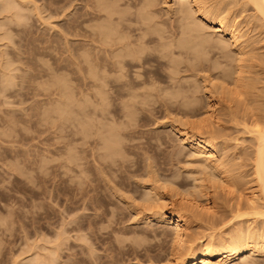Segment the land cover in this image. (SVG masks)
<instances>
[{
  "label": "bare ground",
  "instance_id": "bare-ground-1",
  "mask_svg": "<svg viewBox=\"0 0 264 264\" xmlns=\"http://www.w3.org/2000/svg\"><path fill=\"white\" fill-rule=\"evenodd\" d=\"M28 1L26 0L27 3H28ZM51 1L56 4L61 0H50V2ZM71 1L72 0H69V3H71ZM80 1H84L86 3V7H89V8L85 9V7H83L84 10H81L78 13L75 12V14L72 17H70L68 25H66L68 35L75 37V39L73 38L71 40H69V39L65 40V42H67L66 45L68 46L67 47L68 53H67V56L64 59V61L66 64L67 71L70 74L68 77V80L71 78V80H69L70 82H72V80H73V82H75L74 80H76L77 82H80V84H83V87H85V88H83L81 86L82 90L85 89L86 92L88 90H90V91H88L89 92L88 96L92 95L93 98L91 96H90L91 98L90 97L89 98L96 100L98 103H100V104H97V102H96L94 104V105L97 104L96 105L97 109H98V106L100 105V107H101V105H103L105 100H107L109 97L113 101L114 97L112 98L111 95L112 96L116 95L118 98H120L119 100H121V101H118V102H120L119 104L123 108L122 109L121 107H119V109L123 110V112L120 111L123 113V115H121V116L124 118L126 116H129L128 117L129 120L127 119L126 121L130 122L132 118L133 119L135 118V120H136V117H137L136 115H138V113H139L138 112L136 114V112H137L136 109L137 110L142 109L143 110L142 112L147 111V113H149L148 111L150 110V113H151V110L154 107L155 108L157 107L154 105H157L159 103L158 99L161 97V95H163L164 97L159 99L160 101L163 99L161 102L162 105L160 103H159V105L162 107L164 105L163 108H165L166 106L171 107L174 103H176L180 98L179 94L180 95L184 94V96L181 97L182 102L184 101V99L186 100V98H190L189 101L194 102V104H189L187 101L188 105H186L187 103H186V101H184L183 103H186L185 105L187 107H185L184 109L182 108L183 110H180L181 109L180 107H184L185 105L184 106L181 105L182 104L181 101H178V103H181V104H179L180 107H178V105H177L178 109L180 108L179 111L183 112L189 106V108L192 107V110H191V108L187 109L189 111L191 110L190 113H192V111H194L195 113L199 112V114H197L198 116L201 113V116L203 114L206 117L205 118L204 116H202V117H204L202 119L200 116V118H201L200 121L196 120V123H192V125L189 124L191 129H190V127L181 128V127H178L176 125H171L169 129L171 130V128H172V129L176 130L178 135H179V138H180L179 140L182 141L181 143L187 144L192 149L191 150L193 153L192 157L196 156L198 158V162H196L199 165L198 171L201 172L202 174H204V176L212 182L213 187L215 186V188H217V189H218V187L221 188V190L224 192L223 196L226 195L225 196L226 200L229 198V201H232V203L225 204V205H227L225 207L227 209L223 208V210L224 209L225 210L223 212H220V211H218V209L216 207H214V204H212V203H215V199H216V198L214 199V197H216L215 195L212 196L210 193H208L211 195L208 197V195L206 194L208 197L207 199L210 201V203H208V200H206L207 202L203 203L202 201L199 200L200 197L197 198L194 196V193H193L194 190L191 192L190 191L191 189H190L189 191L187 190L188 191L187 192L186 189H188V188H186V189L183 188V190H182L183 186L182 187L180 186V187H181V190L183 191V193H185V195L182 194L183 196H181V198H179L180 200L178 202H175L173 199L167 200V198L165 196H162L159 194V192L155 191L156 188L154 186H151V188L147 189V191L144 192L143 194H141L142 193L141 192L140 197H142V199L140 198V202H138L139 204L137 205L140 208V210L137 207L138 210L135 209L136 213L134 212L137 216L140 215L139 219L141 218V220L148 221V223H149V221H154L156 223L162 222L163 224H169V225L171 224L173 227V229L169 230L171 228L170 226H167V228H168L167 229L165 226L163 227V224H161L162 225L161 227L158 226V227H160V229L162 228L161 230H159V228L157 229V226H155L156 228L151 227V229H150L155 233L154 235L157 236V237H154L157 240L160 236H163L164 237L163 241H165V238H167L166 241L169 240V242H170V245H169L170 247L169 248L166 247V248L170 249V250H168L169 253H167V255H166V253L164 252L165 257L167 258L165 260L169 261L171 264H264V259H259L260 257L256 258L257 256H264V42L262 43V45L260 43V46H258L259 45L258 42H261V40L264 39V0H175L176 12L178 13V15L181 16V18H178L179 20L181 19L180 20L181 22L179 23V21H178L179 26H178V24L176 26H178V27L182 26V29H181L182 31L180 33H183V36H182V34L180 35V37L182 36L181 38L178 37V35H177L178 38L177 37L176 38L178 40H176V41L173 40V39H175L174 36H176V32L174 33L175 35L174 34L172 35V32H174L173 30L176 29L175 26H174L175 28L172 27L173 24H171V27L173 29L171 28V30H169V31H168L169 28L167 29L168 26L165 27L167 30L165 28L163 29V26L162 27L160 26L161 29H159L160 28V27H158L159 25H157L158 28L156 27V24L158 22L159 23L163 22L162 20L159 21L160 20V17L158 16V14L160 12V11H158L159 9L156 10V8H157L156 6L159 3L158 0H137V2L134 0H133V2H128V0H127L126 2L128 3V5H130L131 7H135V9H136L133 12H131L132 10L129 11L127 8H126L127 10L125 8H122V5L125 6V4H127V3H125V2L121 3L120 0H80ZM164 1L166 3L167 0H164ZM210 1L211 2L213 1V3L207 4ZM19 3H20V1H18V0H2L1 1V4H2L4 10H6V11L11 10L12 12L15 11L16 15H18L19 14L18 12H20L17 10ZM71 5H72V3H71ZM36 6H38V5H36ZM84 6H85V4H84ZM38 7H34V8L37 9ZM64 8L62 6V9H64ZM249 9H251V13H249L250 12L249 11L248 12L249 14H247V15L245 14L246 18L243 16L245 18V20H244V18L242 21L239 20V17L241 15H243L244 12L247 13L246 11ZM79 10H77V11H79ZM157 11H158V14L156 15ZM20 13H22V12H20ZM10 14H13V13H10ZM39 14L37 13L38 16H39ZM196 14L199 15V20H197L198 17H196ZM4 15H6V14H4ZM22 15H23V13H22ZM156 16H157L158 22L156 20ZM180 16H178V17H180ZM43 17H42V19H43ZM11 18L12 17H10L8 19H11ZM23 18H22V20H23ZM22 20L20 19V22ZM15 21H16V19H15ZM201 21H203L205 24H208L209 26L214 28V30L212 32L213 34L210 33V34H212V36L208 32H205V31H207L206 29H207L208 25H204L203 22H201ZM20 22H19V24H20ZM132 22H134L135 24ZM162 24H164V22ZM244 26H247V27H244ZM243 28L244 29L247 28V29L244 31ZM162 29H163L164 33H165V31L166 32L172 31L171 35H172L173 39H172V41L170 40L171 49L168 48L171 51H169L167 48L166 49L169 52H172V51H174V48H177L178 50H177V52H175V53H177V55L181 54L183 56V58L187 59V56L184 57V55H183L184 53H186L188 55V59L190 60V62L188 61L189 65H186V64H188V63H186L185 64L186 68H183L184 70H180L182 68L181 67L182 63H180V62H182L184 59L182 58L183 59L182 60L181 56L178 55L180 58H178L177 60L181 59V61L179 63L177 62V65H176V63L174 62L175 56L172 55L173 52L169 54L168 51H166V52H168V53H166L163 50L161 53H163V54L165 53V54H169V55L164 54L165 56H163V54H161L162 56L161 57L159 56V57L162 58V57L168 56L167 57V60H168L170 58V55H171L172 57L170 59H171V61H173L172 67L174 69H172V67L170 68L173 71L170 70V72H169V69H168L167 72L169 75L165 72L167 76H170V77H168V79L172 78V80L173 79L175 80L176 78H178L177 74H178L179 70L181 73L185 72V75H186V73L189 71L190 68H191V70L192 69L194 70V68L196 66H198L199 64H200L199 67L201 69H202V67L204 68V66L201 67V65H203V64L207 65L208 63L207 62L204 63V62L206 60H208V56L210 57L211 63L208 61L209 65L207 68L210 69L211 73L209 71L206 72V73L209 72L210 73L209 75L204 73V75H206V76H204V75L201 76L199 72L192 73V75H195V73H196V75L193 77H196L198 75L197 73H199V75L202 77L201 78L202 80L197 79L199 81H197V80L196 81L199 82L200 85L203 84V86H201L202 88L204 87L205 90L208 89V91H206V92H208L207 97H205V93H204L205 98L202 96L203 95L202 93L200 94V92H199L200 91L199 88H201L200 85H198V86L192 85V88H191V86H189L190 89L191 90L193 89L194 92L196 89H199V91L197 90L195 92L196 94H197V92H199L200 96H198V98L199 97L201 98V96H202V98L208 99L207 102H205L203 99V101H204L203 104L206 103L205 105H203V104L200 105L199 102H201L200 100L202 98L201 99L196 98L198 94L196 95L193 92L194 95H192V96H194V97L196 96V97L195 98L190 97L192 94V91L189 88H185L186 86L188 87L187 84H188V82H190L189 78L191 76L188 78L187 84L185 83L186 86L184 85L183 82H182V84L184 85V87L181 86L182 88H184L183 91H186L185 89H189V91L191 92V93L188 91L185 92V93H187L186 97H185V93L183 91L180 92V85L181 84L178 83V80L180 79L179 82H181V78L175 80L177 83V86L179 84V89H178V87L177 88L175 87V90L176 91L179 90V92L178 91L173 92L172 87L170 90L169 89L170 87L168 84L167 85L169 88L167 87L166 83L164 84L161 81H157L159 83H163V85H166V87L169 89L168 90L164 87L166 89V91H164V88L163 89L161 88V84L159 85V83H157L155 81L157 83V85H155V82L151 80V76L149 75L150 74L149 72L150 71L152 72V63H153L152 59L154 58V57L152 58V55H153L152 53L153 52L155 53V51H154L155 47H156V51H157V48H159V46L158 47L155 46L153 48L152 53H151V50L149 51L147 49V47L152 49L153 46L150 47L151 46L150 42H152L154 40V36H156L155 34L158 33L157 35L158 36L160 35L159 38L160 39L162 38V36L164 35V33L162 32ZM160 31L162 32V36L160 34L161 33ZM7 33H9V32H7ZM67 33H66V36L69 37L67 35ZM205 33H207L208 35H206ZM178 34H179V32H178ZM254 35H257L259 37V40L253 39V37L254 38L257 37V36L255 37ZM5 36H7V35H5ZM169 37L171 38V36H169ZM159 38H158V40H159ZM241 38H243V39H241ZM166 39H169L168 36H166ZM157 41L154 40L152 43H154V42L157 43ZM162 42H164V44H166L169 41H166V43H165V40H163ZM158 43H159V41H158ZM146 45H149V46H146ZM54 46H55V44L52 46V49H54L53 48ZM59 48H58V50H59ZM261 48H263V51ZM259 49H261V50H259ZM56 52H57V50H56ZM59 52L61 53L62 51L59 50ZM157 53H159V52L157 51L155 54H157ZM189 54H193V57H192V55L190 56ZM189 56L194 59L196 65L191 64V61L193 63V60L190 59ZM195 57L197 60H195ZM7 59H5V61ZM61 61L62 60H60L58 62L60 63ZM7 62H8V60L4 63L6 64ZM169 62L170 61L168 60L167 65L171 66L172 64H169ZM4 63H2V64H4ZM9 63L6 64L7 65L6 67L9 68V70H6L4 68H3V71L5 70L4 72L1 70L3 73L2 75L4 76V77H2L4 79L1 78L3 81L1 83H3L4 89L8 88L9 86L11 87V85L13 87V84L15 83V81H14L15 76L13 75L15 72L14 73L12 72L13 68H11V65ZM174 63H175V65H174ZM65 64H64V66H65ZM190 64L192 65V67L190 66ZM12 66H13V64H12ZM150 66H151V68H150ZM176 66H177V68H180V69L177 71H174ZM2 67H5V65ZM201 69H199V71ZM154 72H155V70H154ZM202 72H204V70H202ZM175 74L177 75V77L175 76ZM151 75H153V74L151 73ZM156 75H157V73H156ZM189 75H190V73H189ZM199 75H198V77H199ZM153 76H152V79L155 80V78H153ZM167 76L164 77V75H163L164 78H167ZM158 78H159V80H161L160 77H158ZM207 78H209V79H207ZM182 79H183L182 81H185V82L187 80L184 77ZM174 80H173V83L175 82ZM206 80H208V81H206ZM55 81H57V80H55ZM196 81H195V84L197 83ZM200 81L203 83H201ZM73 82H72V84H73ZM77 82H75V83L77 84ZM171 82L172 81H170V83ZM193 82H194V80H193ZM173 83H171V84H173ZM261 83H262V85H261ZM65 84H66V82H65ZM65 84L63 83L64 87H65ZM158 85H159V87H158ZM72 86L74 87V85H72ZM175 86H176V84H175ZM193 86H194V88L195 87L196 88L194 89ZM67 87H68V85H67ZM1 88H2V86H1ZM111 88H113V89H111ZM141 88H143V90H140ZM202 88H201V90H202ZM65 89L63 91H65ZM93 89H96V90L93 91ZM110 89L113 91V93L111 92ZM58 90H59V88H58ZM68 90L69 89H67L66 92ZM173 90H174V87H173ZM161 91L165 92V95H164V93L162 94ZM168 91H172V92H168ZM66 92H64V93H66ZM72 92L77 93L75 91H72ZM86 92H84V93L87 95ZM166 92L169 95L171 94V96L170 97L167 96L168 97L167 98ZM56 93L57 92H55V94ZM60 93H57L58 96L55 95V96H57L56 98L58 100L60 99V101L62 100V98H64L63 100L67 99V97L72 98L71 93H70L71 97L69 96V94L64 95L62 90ZM74 93H73L74 96L77 94H80L79 91L77 94H74ZM160 93H161V95H160ZM188 93H190V96ZM85 94H84V96H85ZM53 95H54V93H53ZM62 95H64V96H62ZM81 95H80V99H81V97H82V99H85ZM65 96H66V98H65ZM116 96L114 99H116ZM153 96L157 97V101H158L157 104H156L157 101L154 100L156 98H154ZM176 96L178 98V100L176 99L177 101L175 99H173L174 97L176 98ZM187 96H189V97H187ZM150 97L153 98L152 102H151L152 104H150V99H149ZM110 98L107 100L108 102L106 101L104 103L108 107H109V105L107 103H110L109 102V101H111ZM164 98H167V99L170 98V99H173L172 101L175 100L176 102L174 101L173 103H171V100L165 99L166 100L165 101ZM55 99L53 100L52 103H54ZM80 99L78 98V100H80ZM195 100H198V101H195ZM77 101H74V102L77 103ZM168 101H170V102H168ZM80 102H82V100ZM80 102L77 103V106L81 108V109H79V108L76 109L78 111L82 110V107L79 106V105H81ZM138 102H140L138 105L146 103L147 106H146V104L137 106ZM52 103L50 106H52ZM71 103L68 104V102L67 103L60 102L61 105H58L59 104V101H58L57 106L54 105V109L49 110V115H51L50 112H52L53 110L54 111L56 110L57 112H59L57 114V112L55 111V113L57 115H62L63 113H67L68 114V115L66 114L68 116L67 119H71L74 112H75L74 113L75 116H73V117H75V118H76V115L78 116V114H80L82 112H83L82 114L85 116V114H86L85 112H87L90 114H86V115L88 117L92 116L91 117V119H92L94 114L95 115L97 114V116L98 115L100 116V114L97 113V111L102 110L101 108H104V110H102V112H101L102 115L105 114L104 111L105 110L107 111V108H108L107 106H103L101 108L99 107L100 109L99 110L95 109V112L93 111L94 112L93 113V112H89V111H91V109H93L95 106L89 110L86 107H87V105H88V107L91 106L92 105L91 102L88 104L86 102H84V104L82 103L83 106L85 105L83 108L84 110H82V112H78L76 110L73 111L74 107L70 106V105H72ZM153 103H155V104H153ZM168 103H170L171 106ZM173 106H175V107L173 110L172 109L171 110L174 112L175 108H176V104ZM173 106H172V108H173ZM162 107L159 108V106H158L154 110H157L158 108L161 109ZM71 108H73V109H71ZM166 108H165V110L170 111L169 108H167V109ZM68 110H70L72 113ZM154 110L152 112H154ZM54 111L52 112V116H49V117L53 118ZM109 111H110V109H109ZM186 111L184 113H188ZM110 112L112 113V111H110ZM46 113H48V111ZM69 113L71 114V117H70ZM91 113H93V115ZM56 114H55V116H56ZM82 114H80L79 116L83 117ZM108 114H110V113H108ZM140 114H141V112H140ZM182 115L186 116L187 114L182 113ZM55 116H54V118H55ZM67 116L62 115L63 119L60 120L61 123H63L64 120H65V122L70 121V120H67L65 118ZM87 116H85V117L88 118ZM130 116H132V117H130ZM46 117H47V114H46ZM62 117H60V119ZM73 117H72V119H75ZM105 117L106 116L104 115V117H102V118L105 119ZM56 118L59 119L58 116ZM86 118L84 119V117H83L84 121H83V119H82V121H78V120H81V118L80 117L77 118L78 119L77 121L80 124H81V122L82 123L86 122L83 125L81 124L82 125L81 129L78 128V132L80 130V132L83 133V130H84L85 133H83L84 134L83 137L85 136L88 138L89 137L92 138V134L90 132L94 133V131H91L93 129H95V133L97 134L96 129L102 127L101 129H98L99 131H98L97 135H100V133H102L101 135L104 136L106 133L108 134L109 132H111L113 130L112 128H110L112 126L116 128V129L114 128L115 130H117L118 126H121V128H118V129H122V127L129 129V127L131 128V125L133 124L132 123L133 121H131L132 124L129 123L131 125L128 126L129 124H126L127 123L126 121H123V123H121L122 122V119H121V120H117V122H119V121H121V122L115 123V126H114V124L112 126L111 125L109 126L107 123V125H108V129H107L106 128V126H107L106 122H104V123L102 122V124H101V121H102L101 120V121H98V123H99L98 124V123H96L97 121H95L97 119L93 118L92 120L91 119L89 120ZM182 118H181V121H182ZM41 119H43V118H41ZM87 120L89 122L90 121H92V122L88 123ZM57 121H59V120H57ZM60 121L58 123H60ZM74 121H76V120H74ZM187 121L191 122L190 120H185V122H187ZM182 122H184V121H182ZM185 122L183 123L182 126H186ZM55 123H56V121H55ZM93 123H96L98 126L100 125L101 127L96 126V128H94V126L96 124H93ZM90 124L93 125V126H91V127H93V129L87 128V127H90ZM57 125L59 126L61 124H57ZM84 125L86 128L82 129V127ZM103 125H106V126H103ZM126 125L128 127H126ZM78 126L80 127V125H78ZM239 126H241V129H239L240 128ZM71 127H73V126H71ZM75 127H74V129H77ZM103 128H105L107 130V132H104ZM193 128H195L197 131ZM127 129H124V130H127ZM164 129L166 130L167 128H164ZM100 130H103V131H100ZM240 130H242V132H241L242 134L240 132H238ZM127 131H129V130H127ZM130 131H131V129H130ZM161 131L163 132V130H161ZM235 131H237V133ZM166 132H167V130H166ZM234 132H235V134L240 133L241 135H243L244 134L243 132H245V134L247 133L249 135V139L246 138V140H245L246 136L245 137L241 136V137H243V139H242L241 137H239L240 134H239V136L234 135ZM125 133L126 132L124 131V134ZM118 134L120 137H122V135H123V134L120 135L119 132H114L113 134H111V137H109L108 135H105L104 138L100 137L99 139H101V141L100 140L99 141L101 143L103 141V143H104V146H103V143L101 145L99 143L100 148L101 147L103 148V149L101 148L100 150H101V153L103 150L104 151L109 150V151H106V153L110 154L111 157H112V155L119 156V157H121L120 155H122L123 158L122 157L121 158L126 163V160L128 158L127 159H126V157L124 158L123 153L126 151L127 153L126 152L125 153L128 154V151L126 149L127 146L124 145L127 142L126 143L125 142L120 143V142H122L121 139H123L124 137L120 139L119 136H116ZM123 136H125V135H123ZM125 137H127V139H130V137H134V136L131 135L129 137L128 136H125ZM177 138H178V136H177ZM124 139H126V138H124ZM241 139L244 142L247 141V143L242 142ZM85 140H82V141L84 142ZM93 140L95 141L96 139H93ZM131 140H133V139L131 138ZM163 141H165V140H163ZM168 141H169V139H168ZM232 141H233V143L234 142L235 143L232 144ZM238 141H240L242 144ZM86 144H87V142H86ZM121 144H123V145H121ZM238 144L240 146H238ZM88 145L90 146V143ZM99 145L97 144L96 146H99ZM232 145H235V146H232ZM69 146H71V145H69ZM112 146L114 148H115V146H116V148H118L120 146L123 148H120V153L117 151V154H116V150H119V148L118 149H112L113 148ZM124 146H126L125 150H124ZM170 146L171 145H169V147ZM96 148H98V147H96ZM74 149H75V147H74ZM84 149L85 148H83V150ZM90 149H92V148H90ZM92 150H91V152H92ZM113 150H114V152H113L114 154L113 153L111 154V152ZM169 150H170V148H169ZM66 151L67 150H65V152ZM104 151H103V153H105ZM179 151L181 154L182 150L179 149ZM67 153H69V152H67ZM101 153H99V154H101ZM82 154H84V152H82ZM92 154H93V152H92ZM107 154H105L106 156L104 154L100 155L101 157L103 156L104 161H105L106 157L109 156V155L107 156ZM73 156L74 155L71 154V156H68V158L69 157L72 158ZM77 157H76V159H77ZM98 157L99 156L97 155V157H95V158H98ZM101 157L98 158V161L102 160ZM119 157H117V158H119ZM68 158H66V159H67V161L70 162L71 159H68ZM73 158H75V156ZM115 158H110L109 161H111V163H110L109 167H111V165H113V164L115 165V167H118V164H121V163L124 164V162L121 158L120 159L122 160V162H121V160L119 161L121 163L118 162L119 159L116 160ZM197 158H195V159L197 160ZM82 159H84V158H82ZM108 159H109V157H108ZM71 161L73 163V160H71ZM98 161L96 160L95 163L97 164ZM104 161H103V163H104ZM109 161H107V163L105 162L106 165H105V163L103 164L102 161L99 162L96 165L98 168L95 170L100 169V171H102V170L104 171L105 168L108 169L107 166L109 165V163H108ZM115 162H116L117 166H116ZM87 163H88V160H87ZM128 163H130V162H128ZM135 163H137V162H135ZM147 163H149V161ZM152 163H153V161H152ZM78 164H76V165H78ZM122 164H121V166L123 168ZM164 164H166V163H164V162L160 163V167ZM63 165H64V163H63ZM125 165L126 164H124V166ZM147 165L151 166V164H147ZM42 166H44V165H42ZM96 166H95V168H96ZM113 166L111 168L114 170L115 167H113ZM149 166H148V168H149ZM158 166L159 165L157 164V167ZM120 167H118V168H120ZM131 167H133V165ZM151 167H153V165ZM162 167H164V166H162ZM111 168H109V169H111ZM118 168H117V170H118ZM126 168L129 169V167H126ZM148 168H147V170H148ZM91 169H92V167L89 168V170H91ZM152 169H151L152 174H149L150 170H148V172H147L150 175V176L148 175L149 177L153 176L154 170H152ZM197 169H198V167H197ZM82 170H81V172H82ZM86 170L89 172L88 169H86ZM124 170H125V168H124ZM110 172H111V170H110ZM147 173H146V175H147ZM135 174H136V171H135ZM87 175H86V177H87ZM107 175H109V174L107 173ZM111 175H114V174H111ZM117 175H118V173H117ZM93 176H92V178H94ZM135 176L137 177V175H135ZM156 176L157 175H155V178H156ZM172 176H174V174H172ZM104 177H107V176L104 175ZM133 177H134V175H133ZM164 177L169 182L170 177H168V179L166 176H164ZM151 178H153V177H151ZM201 178H199V179H201V181H203L202 176H201ZM91 179L89 181H91ZM111 179H115V177H113ZM178 179H179V177H178ZM199 179H197V180H199ZM151 180H154V178ZM89 181L87 179V185H88L87 187L88 188H85L86 189L85 194L87 197L86 203H87L88 207L91 206L92 209L97 208L95 211V212H97V210L100 209V207L98 205V203L100 204V201L98 202L97 199H100V198H97V199L95 198L96 202L95 201L93 202V197H95V195L98 192L94 196L91 195L92 193L90 194V192H92V190L97 188V187L95 186V188H93L94 186H92V181L91 182H89ZM103 181H104V179L102 180V182ZM155 181H158V178H156L152 182H155ZM161 181H162V179H160V186L161 187L166 186V185H164V186L161 185V183L163 182V181L162 182ZM171 181H173V183H175L177 180L176 181L171 180ZM205 181H203V183ZM96 182H98V181H96ZM147 182L149 183V181H147ZM114 183L111 182V185L112 184L114 185ZM116 183H117V181H116ZM126 183H128V182H126ZM249 183H251V185H252V186L251 185L250 186L253 189V194H252V196H250V194H249L250 199H248L249 202L247 204H245V203L242 204L240 201V198H239L240 195H238L240 193L237 194V192L243 191L244 187L247 186L244 190V191H246ZM111 185L108 184L109 187ZM153 185L157 186L158 184L154 183ZM175 186H179V185H175ZM193 186L196 187L197 189H199V192L200 191L202 192V189H203V188H201V187H203L202 182L199 183L197 181V183ZM205 186L206 185H204V187ZM207 186H208V184H207ZM112 188H113V190L115 189L114 187H112ZM167 188H170V187H167ZM158 189L160 190L162 188L158 187ZM95 190L97 191V189H95ZM115 191L117 192V191H119V189L117 188V190L115 189ZM195 191L197 192L198 190L195 189ZM93 192L95 193V191H93ZM199 192H197L198 195H200ZM100 193L101 192H99V194ZM243 193H245V192H243ZM99 194H97V195H99ZM144 194H145V196H143ZM203 194L201 195V198H202ZM206 195L204 194V196H206ZM218 195H220V194H218ZM241 195H243V194H241ZM103 198H105V196ZM103 198H101V199H103ZM135 199L137 200L138 198H135ZM202 199H205V198H202ZM218 199L220 200L219 197L217 198V200ZM130 200H132V199H130ZM222 200H224V199H222ZM137 201H139V200H137ZM220 202H221L220 203V205H221L222 201H220ZM130 204H131V202H130ZM133 204L134 203L132 202L131 206H133ZM102 205H104V204L102 203ZM223 207H224V205H223ZM107 209H109V208H107ZM105 210L106 209H104V211ZM100 212H97L98 216L100 215ZM218 212H220L221 214H220V216L217 217L215 215ZM109 213L111 214L112 212L109 211ZM110 214L108 216H110ZM119 215L121 216V214H119ZM109 218L110 217H108V218L106 217L105 219H109ZM136 218H138V217H136ZM105 219L103 221L106 222L107 220H105ZM109 220H113V218L112 219L110 218ZM198 220H200V222L202 220L206 223L205 227L207 228V230H210L209 233H206V232H208V231H206L205 233H200V235H196V233L194 234V231L193 232L191 231L192 222L198 221ZM250 220H252L251 223L248 222ZM101 222H102V219H101ZM107 222H109V221H107ZM110 222L107 224H110ZM115 222L116 221L113 220L112 223H115ZM242 222H248L249 224L244 225ZM151 223L152 222H150V224ZM89 224H91V223L89 222ZM102 224H103V222H102ZM219 224H221V225H219ZM201 225H202V222H201ZM218 225L221 226L222 229L226 225H230V228H228L229 229L228 231L222 230L217 235V234H214V230H216V227H219ZM110 226H111V224H110ZM152 226H154V224ZM110 229H112V228L110 227ZM205 230H202V231L204 232ZM139 231H140V233H141V231H142V233H144V234L141 233L143 235L144 239H141L142 237H139L138 240L136 238H133L135 240V241H133V242H135L133 244H135V245L137 244L136 246L138 248H139V246H140V248L142 246H144L143 244H144V242L146 243L147 239L151 238L152 240H154L153 235H152V237L149 236L152 234L151 231L149 232V235H147V234L145 235L146 230L144 231V230L140 229ZM88 232H90V231H88ZM217 232L218 231H216V233ZM114 235H115V233H114ZM158 235H160V236L158 237ZM84 236H87V234ZM120 236H121V234H120ZM147 236L149 238H147ZM125 239L127 240V238H125ZM151 239L147 240L148 242L146 243V245H152L151 243H149V241L151 242ZM118 240L119 239L117 237L116 242ZM143 240H145V241L143 242ZM121 241L119 240V242H121V243L117 242L118 244L117 243L111 244L107 248H105L106 250L107 249L109 250V253H110L109 255L110 256L112 255L111 261L109 259L110 257L108 258L109 262H112L110 264H119L118 262L119 261L121 262V260H120L121 258L123 260L122 264H124V263L126 264V262L129 261L127 259H126L127 261H124L125 259H123V258L129 257V255L127 257H125V256L127 253L131 254L129 252H130L131 246H133V245H131L132 243L131 244L127 243L128 246L129 245H131V246H130V249L128 248L129 251L125 252L126 243H124V241L122 239H121ZM138 242H139V244H138ZM152 243L158 244V242H155V243L152 242ZM121 244L124 246H122ZM157 244H155V245H157ZM167 244H166V246H167ZM87 245H90V244H87ZM153 246H151V248ZM157 246H159V245H157ZM157 246L153 247V251H154V248H157ZM89 247L91 248V246H89ZM122 247L124 248V250ZM135 247L133 246L132 249ZM137 247L135 248L136 251L133 249V252L135 251L134 253H136V256L138 253ZM148 247H150V246H148ZM160 247H161V243H160ZM151 248L149 250L148 248L144 247L145 252L144 251L142 252L143 248H141V251L139 249V251L141 252V255H142L143 253H146V250L148 249L150 252H147L146 255L148 254V258H149V256L151 257V258H149L150 261L151 260L154 261L155 256L154 255L151 256V255H152V253L155 254V252L151 253V251H152ZM52 249L51 250L53 252L49 251L48 254L50 252L53 255L57 254L56 251H54L55 249L57 250V248H52ZM132 249H131V252H132ZM91 250L92 249L89 250V253ZM126 251H127V249H126ZM140 252H139V254H140ZM51 253H50V256L52 255ZM123 253H126L124 257L121 256ZM150 253H151V255H149ZM159 253L160 252H157V255H156L157 258H158ZM36 255H38V254H36ZM53 255L51 256L53 258H51L49 255L46 256V255L41 254V255H38L37 258L35 256L36 260L34 259L35 261L34 260L33 261L34 262L38 261V258L40 256V258L43 259L42 260L43 262H44V258L46 257L45 261H46V259H48L47 260L48 263L53 264V263H56L53 260H56L55 256L58 257L59 253L55 256H53ZM119 255L121 256V258ZM42 256H45V257L43 258ZM136 256H135V258H137ZM139 256H138V258L142 257L143 255L140 257ZM161 256H163V255H161ZM144 257L147 258V256H145V255H144ZM101 258H103V257H101ZM163 258L164 257H160L159 260L158 259L157 260L160 261V259H161V261H162V260H164ZM90 260H91V257L88 260V262ZM140 260H141V258H140ZM155 261H156V259H155ZM40 262H41V260H39V262H37V263L40 264ZM43 262L41 264H47L46 262L45 263H43ZM104 262L101 263L99 261L97 264H99V263L104 264ZM139 262H141V261H139ZM89 264H92V262H89ZM156 264H159V262H157ZM166 264H167V262H166Z\"/></svg>",
  "mask_w": 264,
  "mask_h": 264
},
{
  "label": "rangeland",
  "instance_id": "rangeland-1",
  "mask_svg": "<svg viewBox=\"0 0 264 264\" xmlns=\"http://www.w3.org/2000/svg\"><path fill=\"white\" fill-rule=\"evenodd\" d=\"M1 1L2 0H0V26H1L0 27V80H1L0 81V264H35V263L38 264L37 262H39V260H41V262H40V264H41L43 262L42 261L43 259H41L40 256H39L40 259L38 258V261H36V262H34V261L36 260L38 255H41V254L46 255V256L47 255L50 256V253L53 252L52 248H57L58 251L56 249L54 251H56L57 254L59 253L58 257L55 256L57 254L53 255L51 253L53 256H55V259H56V260L52 259L53 261L56 262L53 264H70V263L71 264H84V263L89 264V262H92V264H97L99 261L101 263H103L105 261L104 264H110L112 262H109L108 258L110 257L109 259L111 261L112 255L110 256L109 250L108 249L106 250L105 248H107L111 244H115V243L119 242V240L121 241V239H122L124 241V243H126L125 247H126L127 251L125 249V252H128L131 245H133L134 247L137 245V244L136 245L133 244V243H135V242H133V241H135L133 238H136L138 240L139 237H142L141 239H144L143 235H142L144 233H142V231H141V233H142L141 234L139 231L140 229H142L144 231L146 230L145 235L146 234L149 235V232L151 231L152 234L149 236L152 237V235H153V239H154V240H152L151 238H149L147 236V238H149L147 240L151 239V242L149 241V243H151L152 245H146V243L148 242L146 239H145L146 243L144 242L145 240H143L144 244L140 241L144 245L141 247V248H143L142 252L144 251V247L148 248L150 250L151 246L154 245L153 247H156L157 245H159V246H157V248H154V251H153V247H152L151 253L155 252V254L152 253V255H151V253H150L149 255H151V256L154 255L156 257L157 252H160L159 253L160 255L158 254V258L154 257V261L153 260L150 261L149 258H151V257L149 256V258H148V254L146 255L147 252H150L148 249H147L148 251L145 249L146 253H143L142 254L143 256H142L141 252H140L141 251L140 246L138 245L139 248L136 246L138 248V250H137L138 253L136 256V253H134L136 251V249H135L136 247L133 248L135 250L133 252V249H132L133 246H131L132 252H131V249L129 252L131 254L123 253L124 255L123 254L121 255L123 257L125 256V254H126L125 257H127L129 255V257H127V258H123V259H125L124 261L129 260L126 262V264H129V263L130 264H152L153 262H154L153 264H156L157 262H159V264H164V263L166 264V262H167V264H171L169 261L165 260V259H167L165 257V253L167 255V253H169L168 250H170V249H168L170 247L169 246L170 245L169 240L166 241L167 238H165V241H163L164 237L160 236V235H158V237L159 236L160 237L157 240L156 238H154V237H157L154 235L155 233L152 230H150L151 227L156 228L155 226H157V229L159 228V230H161L162 228L160 229V227L162 226L161 224H163V223L162 222L156 223L154 221H149V223H148V221L141 220V218L139 219L140 215L137 216L135 214L136 210H138V209L140 210V208L137 205L139 204L138 202H140V198L142 199V197H140L141 194L146 192L147 189H150L151 186H154L157 189V190L155 189V191L159 192L160 195L165 196L167 198V200L173 199L175 202H178L180 200L179 198H181V196L185 195V193H183V191H182L183 188H185V189L188 188V189H186V191L187 190L189 191L191 189L190 191L192 192L194 190L193 191L194 196L197 198L200 197L199 200L202 201L203 203L207 202L206 200H208L207 198L209 196L215 195L216 197H214V199L216 198L215 199L216 204L212 203V202L211 203L214 204V207H216L218 209V211H220V212H223L225 209H227V208H225L227 206L225 204L232 203V201H229V198L227 199L228 201L226 200V198H225L226 195L223 196L224 192L221 190V188L218 187V189H217V188H215V186L213 187L212 182L210 180H208V178H206L204 176V174H202L201 172L198 171L199 165L196 163V162H198V158L196 156L192 157V154H193L191 151L192 149L187 144L181 143L182 141L179 140L180 138H179V135H178L176 130L171 128V130H172L171 131L169 129L171 125H176V126L181 127V128L190 127V125H192V123H196V120L200 121L201 118L203 119L205 117V115H203V114H202V116H204V117H202L201 113L198 116L197 114H199V112L195 113L194 111H192V113H190V111L192 110V107H190L191 110L189 111V110H187V109H190L189 106L186 109L187 111L185 110L188 113H184L185 111L181 112V111H179V109L181 108L180 110H183L185 107H187L186 105H188V103L194 104V102L189 101L190 98H186V100L184 99L187 95V93H185V92H187V91L190 92L189 86H191V88H192V85H195V86L200 85V83L197 81L202 80L201 76H203L204 73L208 74V75L211 73L210 69L207 68L209 65V62L211 63V59L208 56L209 54L207 55L208 60H206L204 62V63L207 62L208 64L207 65H204V64L201 65V67L204 66V68L206 70L203 67L201 69L199 67L200 64L199 65L197 64L198 66H196V67L194 66L195 67L194 70L193 69L191 70V68L189 67L190 69L188 68L189 71L185 75V72L181 73L180 70H184L183 68H186V65H189L188 61L190 62V60L188 59V55L186 53L183 54L184 57L187 56V59H186V58H183V56L181 54H178L181 56V59L182 58L184 59V60L182 59L184 62L183 61L180 62L181 59L177 60L180 57L177 55V53H175V52H177L178 49L174 48V51H172L173 52L172 55L175 56L174 62L176 63V65H177V62L182 63L181 69L177 68V66H176L175 70H174V71H177L180 69L178 74L175 72L178 75V78H176L175 80L181 78V82H179L180 79L178 80V83L181 84L180 85V92L183 91V89H184L181 86H183V87H184V85L186 86V84L188 82V78L190 76L192 77V78L191 77L189 78L190 82H188V84H187L188 87L187 86L185 87V88H189V89H185L186 91H183L185 93V97L183 99H184V101H186V103L188 101L187 104L183 103L184 101L182 102V99H181V97H183L184 94L183 95L179 94V97H180L179 100H178L177 96H176V98L175 97L174 98L172 97V98L175 100L177 99L178 101H181L182 104L178 103L177 100H176L177 102L174 100L176 103H174L173 105L176 104L177 109L175 108V111L173 112L172 110L174 109L175 106L172 105L173 106V108H172L171 104L168 103L171 107H167V106L166 107L169 108L170 111L165 110L166 107L163 108L164 105H163V107L159 105V103L161 104V102L163 100L162 99L160 101L159 99L164 97L163 95H161V93L162 94L164 93V95H165V92L161 91V93H160L161 97L158 99L159 103L157 101V97H154V96L153 97L156 98V99H154L157 101V102L155 101L156 104L158 103L157 105H154V106H157V107L159 106V108L160 107H162V108L161 109L158 108L157 110H154L157 108V107L156 108L154 107L151 110L152 114L150 113V110L148 111L150 113L149 114V113H147V111H145L146 113L142 112L143 111L142 109H138V110L136 109V111H137L136 114L139 112L138 115H136L138 118L136 116H135L136 120H135V118L134 119L132 118L131 119V121H133L132 122L133 124H132L131 121L130 122L126 121L127 119L129 120V118H128L129 116H126L127 118L126 117L124 118L121 116V115H123V113H122L123 110L119 109V107L122 108V106L119 104L120 102H118L121 100H119L120 98H118L116 95H114V94H113L114 96L111 95L113 93V91L111 90L113 88H111L110 90L112 93L110 95L112 98L113 97L115 98V96H116L117 100L113 98V101H112L111 98L109 97L111 100V101H109L110 103H107L109 105V107L104 104L109 98L107 100H105L103 105H101V107H103V106L108 107L107 111L106 110L104 111L105 112L104 115L106 116L104 119V118H102V117H104V115H102V113H101L102 110H104V108H101L99 105L98 109H97L96 105L100 104V103H98L96 100L90 99L92 97V95H90L91 97L88 96V94H89L88 91H90V90H88L86 92L85 89L82 90L83 84H80V82H77L76 80H74V81L77 82V84L75 82H73V80H72V82H73V84H72V82L69 81V80H71V78L68 80V77L70 74L67 71L66 64L64 61V59L66 58L67 53H68V51H67L68 46L66 45L67 42H65V40H68V39L71 40L73 38L75 39V37L68 35L66 25H68L70 17H72L75 14V12L78 13L81 10H84L83 7H85V9L89 8V7H86V3L84 1H80V0L79 1L78 0H72L73 1V2L71 1L72 5H71V3H69V0H61L56 4L53 3L52 1L50 2V0H29V1L27 0L28 3L26 2V0L25 1L24 0H18V1H20V3L18 5L19 9L17 8V10L22 12L23 15H22V13L18 12L17 10L16 11L19 14L16 15L15 11L12 12L11 10L10 11L4 10V8L1 4ZM120 1H121V3L122 2L127 3L126 2L127 0H123V1L120 0ZM134 1L137 2V0H134ZM128 2H133V0H128ZM158 2H157L158 5L156 6L157 7L156 10L159 9L158 11H160V12L158 14V11H157L156 15L158 14V16L160 17L159 21L162 20L164 22V24H162L163 22L159 23L157 16H156V20L158 22L156 24V27H157V25H159L158 27L163 26V29H164L165 27L168 26L167 27V29L169 28L168 31L171 30L172 27L173 28L176 27V29L173 30L174 32H172V31L166 32L165 31V33L163 32V29H162V32L164 33V35L162 36V32L160 31L161 32L160 34L162 36L161 39L159 38L160 35L159 36L157 35L158 33L155 34L156 36H154V40H156V41L159 38V40H158L159 43H158V41H157V43H155V42L152 43L154 40L152 42H150L151 43L150 47H152V46L153 47H152V49L147 47V49L149 51L151 50V53H152L153 48L155 46H157V47L159 46V48H157V51L159 53L155 54L157 52L156 47H155V50H154L155 53L154 52L152 53L153 54L152 58L154 57L153 58L154 60L152 59V61H153L152 72L150 71L149 72L150 74L149 73L148 74L151 76L152 81H154V82L155 81L156 82L161 81L164 84L166 83V85L168 84L170 88L168 87V85H167V87L170 90L172 87V91L174 92V91H176L175 87L176 88L178 87V89H179V84L177 86L176 81L173 79L175 81L173 83L172 78L168 79V77H170V76L166 75V73L168 74V72H167L168 69H169V72H170V70L174 69L172 67L173 61H171V59H170L172 56L170 55V58L168 59L170 61L169 64H172L171 66L167 65L168 64V60H167L168 56L162 57V58H160V57L162 56L161 54H163V53H161L163 50L166 52L169 50L168 48L171 49L170 40L172 41V39H173L172 35L175 32H176V36H174V38H175V39H173L174 41L178 40L177 38L180 37L181 34L183 36V33H180L182 31L181 30L182 26L178 27L179 23L181 22L180 21L181 19L179 20L178 18H181V16L178 15V13L176 12L175 0H167L166 3L164 0H158ZM211 3H213V1L212 2L210 1L207 4H211ZM84 4H85V6H84ZM36 5H38L39 7ZM61 5L63 6V8L64 7L65 8L62 9ZM129 6L130 5H128V3H127V4H125V6L122 5V8H125V9L127 8L129 11L132 10L131 12L136 10L135 7H131V6L129 7ZM34 7H38V8L36 9ZM77 10H79V11H77ZM246 12L247 13L244 12V14L241 15L242 17L241 16L239 17V20L242 21L244 17L246 18L245 14L247 15V14L251 13V9L247 10ZM10 13H13V14H10ZM37 13L38 14L40 13L39 16L37 15ZM4 14H6V15H4ZM178 16H180V17H178ZM10 17H12V18L8 19ZM42 17H43V19H42ZM196 17H198L197 20H199L198 14H196ZM22 18H23V20H22ZM245 18H244V20H245ZM15 19H16V21H15ZM20 19L22 20L21 22H20ZM178 21H179V23H178ZM19 22H20V24H19ZM201 22H203V21H201ZM132 23H134V22H132ZM171 24H173L172 27H171ZM177 24H178V26H176ZM203 24L208 25V24H205L204 22H203ZM161 27L159 29H161ZM244 27H247V26H244ZM246 29L243 28L244 31ZM206 30L207 31H205V32H208L210 34L213 32L214 28H212L211 26L208 25ZM7 32H9V33H7ZM171 32H172V35H171ZM178 32H179V34H178ZM66 33L69 37L66 36ZM205 34L208 35L207 33H205ZM212 34H210V35L212 36ZM5 35H7V36H5ZM177 35H178V37H177ZM166 36H168L169 39H166ZM169 36H171V38ZM254 36L256 37L257 35H254ZM257 37L256 38L253 37V39L259 40V37L258 38ZM241 39H243V38H241ZM163 40H165V43H166V41H169V42L164 44V42H162ZM263 40H261V42L257 41L259 43L258 46H260V43L262 45V43L264 42ZM52 44L53 45L55 44V46L53 47L54 49H52V46H53ZM146 46H149V45H146ZM58 48L60 51H62L61 53L59 52ZM55 49L57 50V52ZM261 49L263 51V48H261ZM261 49H259V50H261ZM169 51H171V50H169ZM168 52H166V53H168ZM172 52H169V54ZM164 54H163V56L169 55V54H165V55ZM189 55L190 56L192 55V57H193V54H189ZM5 59L8 60L7 63L10 62L9 64L11 65V68H13L12 72L13 73L15 72L14 74L12 73L15 76L14 77L15 83L13 84V87H12V85H11V87L9 86L10 87V88L8 87L9 89L8 88L4 89V85H3V83H1V82H3L2 79H4V78H2V77H4L2 75L3 74L2 73L3 68L6 70H9V68L6 67L7 63L6 64L4 63L7 61V60L5 61ZM190 59L193 60V63L191 61V64L196 65L194 59L191 57H190ZM60 60H62V61L59 63L58 61H60ZM195 60H197L196 57H195ZM2 63H4V64H2ZM175 63H174V65H175ZM186 63H188V64H186ZM12 64H13V66H12ZM64 64H65V66H64ZM191 64H190V66L192 67ZM4 65L6 68L2 67ZM171 67H172V69H170ZM150 68H151V66H150ZM199 69H201V70L199 71ZM154 70L157 73V75L154 72ZM202 70H204V72H202ZM207 71H209L210 73L209 72L206 73ZM194 72H199L201 76L199 75V73H197L199 75V77H198V75L196 76L197 78L193 77L196 75V73H195V75H192V73H194ZM151 73L153 75L155 74L154 75L155 77L153 75H151ZM189 73H190V75H189ZM176 74H175V76L177 77ZM163 75H164V77L167 76V78H164ZM152 76H153V78H155V80L152 79ZM182 76L187 79L186 82L182 81L183 80ZM204 76H206V75H204ZM158 77H160L161 80H159ZM197 79H199V80H197ZM207 79H209V78H207ZM55 80H57L58 82ZM193 80H194V82H193ZM170 81H172L171 83H173L174 85L171 84ZM195 81L197 82L196 83L197 85L195 84ZM206 81H208V80H206ZM65 82H66V84H65ZM156 82H155V85H157V83H159V82H157V83ZM182 82L184 83V85L182 84ZM63 83L65 84V87H64ZM163 83H159V85L161 84V88L163 89L165 87L166 89H168L166 87V85H163ZM201 83H203V82H201ZM175 84H176V86H175ZM67 85L69 88L67 87ZM72 85H74V87ZM159 85H158V87H159ZM261 85H262V83H261ZM1 86H2V88H1ZM201 86H203V84H201L200 87ZM173 87H174V90H173ZM58 88L60 91L58 90ZM83 88H85V87H83ZM165 88H164V91H166ZM193 88H194V86H193ZM201 88H199L200 91H199V89H196L195 92L198 90L200 92V94L201 93L203 94L202 95L203 97H204V93H205V97H207L208 92H206V91H208V89L205 90V88L203 87L201 90ZM64 89H65V91H63ZM67 89H69L70 91L71 90L75 91L77 93L79 91L80 94L74 93L72 91L70 92L69 90L66 92ZM61 90H62L64 95L69 94V96H70V93H71L72 98L67 97V99H65V100H63L64 98H62L61 101H60V99L58 100L56 98L58 96L57 93H60ZM94 90H96V89H93V91ZM140 90H143V88H141ZM172 91H168V92H172ZM177 91L179 92V90H177ZM191 91H192L191 96H190L191 92L188 94L190 97H194L192 95H194L196 93L193 91V89ZM55 92H57V93L55 94ZM64 92H66V93H64ZM84 92H86L87 95ZM193 92H194V94H193ZM199 92H197L198 95L196 94L197 95V97L195 96L196 98H198V96H200ZM53 93H54V95H53ZM73 93L77 94L78 96L77 95L74 96ZM84 94L86 97L84 96ZM166 94H167L166 97L171 96V94L169 95L167 92H166ZM55 95H57V96H55ZM64 95H62V96H64ZM80 95L83 96V98H85V99H82V97L80 99ZM189 96H187V97H189ZM202 96H201V98H202ZM77 97L80 100H78ZM55 98L59 101V104ZM65 98H66V96H65ZM167 98H164V100ZM204 98H202L200 100L201 101V102H199L200 105L203 104L204 101L207 102L208 99L207 98L204 99ZM54 99H55V101H54V103H52ZM149 99H150V104H152L151 102H152L153 98L150 97ZM173 99L169 98L167 100H171V103H173L174 102V101H172ZM203 99H204V101H203ZM81 100H82V102H80ZM74 101H77V103L80 102L81 105H79V104L78 105L82 107V110H84L83 109L85 106V105L83 106L84 102H86L87 104L91 102V104L93 106L90 104L91 106L88 107V105H87L86 108H88L89 110L94 106L96 108L94 107L93 109H91V111L88 110L89 112H93V111L95 112V109L99 110L101 108L102 110H99L100 112L97 111V113H99L100 116L99 115L97 116V114L93 115L94 112L91 113L93 115V118L97 119V120H95V121H97L96 123H98V121L102 120L101 124H102V122L103 123L106 122V125L108 123L109 126L110 125L112 126L113 124L115 126V123L121 122V121L117 122V120L122 119L121 123H123V121H126L127 122L126 124H129V123L132 124V125L131 124L128 125V126L131 125V128L129 127V129H127L125 127H122V129H118V128H121V126H118L117 130H115L116 128L112 126L110 128H112L113 130L111 129L112 130L111 132L108 131L109 133L105 134V135H108L109 137H111V134H113L114 132H119L120 135L123 134V135L128 136V137L131 135L134 136V137H130V139H127V137H125L123 135H122V137H120L119 134L116 135V136H119L120 139L123 137L127 139L126 140L123 138V139H121L122 142H120V143H124V142L126 143L127 142L126 144H124L127 146V148H126V146H124V150L126 148L129 155L126 154L127 153L126 151H125L126 153L123 151L124 152L123 153L124 158L125 157H126V159L128 158L127 159L128 161L125 159L126 163L122 159L123 157L120 154L119 155L122 158L119 156H114V155H112V157H111L110 154H107L106 151H109V150H106V151L103 150L105 153H103V151H102V153L104 155L105 154H107V156L109 155L108 156L109 159H108V157H106V159L104 161L103 156L102 157L100 156V155H103L101 153V150H100L102 148V147L100 148V145L103 143V141L101 143L100 142L101 139H99V138L105 137L104 134H103L104 136L101 135L102 133H100V135H97L98 131H99L98 129L102 128L100 125L99 126L101 128L96 129L97 134L95 133V129H93V127H91L93 125L90 124V127H87V128L93 129L91 131H94V133L90 132L92 134V138L91 137L88 138L85 136L83 137V135H84L83 133H85L84 130H83V133H81L79 130V132L81 134L78 132V128L81 129V126L84 123H86V122H84V123L81 122V124H82L81 125L78 121H82L83 117L85 119L86 118L85 116H87L86 114H90V113H87L84 111L86 113L84 116L82 114L83 113L82 110L81 111L76 110L78 108L79 109H81V108L78 107L77 103ZM195 101H198V100H195ZM60 102H65V103L68 102V104H70L72 102L71 103L72 105H70V106L71 107L73 106L74 109L73 108H71V109H73V111L76 110L78 112H82L80 114H82L83 117L79 116L80 114L77 113L78 116L81 118V120L77 119V118H79L77 115H76V118L73 117V116H75L74 115L75 112L73 113V116H72L75 119H72L71 114L69 113L72 120L67 119L68 118L67 113H63L62 115L67 116L65 118L67 120L71 121V122L70 121L65 122V120H64V122L62 121L64 123L63 124L60 121L63 119V117H62V115H57L59 112H57L56 110L55 111L57 112V114L53 110L54 113L56 114V116L53 113V118L49 117V116H52V112H53V111L50 112L51 115H49V110L54 109V105H56V106H57V104L61 105ZM96 102H97V104L94 105ZM168 102H170V101H168ZM51 103H52V106H50ZM139 103L140 102L137 103V106L146 104V103H143V104L138 105ZM153 104H155V103H153ZM179 104H181L183 106L185 104L186 105L184 107H180ZM205 104H203V105H205ZM177 105H178V107H180L179 109H178ZM146 106H147V104H146ZM109 109H110V111H112V113L109 111ZM153 110H154V112H152ZM47 111H48V113H46ZM68 111H70V110H68ZM120 111H122V112H120ZM140 112H141V114H140ZM108 113H110V114H108ZM182 113L187 114V115L186 116L182 115ZM46 114H47V117H46ZM54 116H55V118H54ZM57 116L59 117V119L56 118ZM132 116H130V117H132ZM200 116H201V118H200ZM60 117H62V118L60 119ZM91 117L89 116L86 119L90 120ZM41 118H43V119H41ZM181 118H182V121H184V122H185V120H190L191 122L187 121V122H185L186 126H182L184 122L181 121ZM84 119H83V121H84ZM57 120H59L60 123H58L59 121H57ZM74 120H76V121L78 120L77 121L78 123ZM55 121H56V123H55ZM112 121L113 122L115 121V122L113 123ZM90 122H92V121H90ZM90 122L88 121V123H90ZM96 123H93V124H96ZM57 124H61V125H59L60 127ZM78 125H80V127ZM85 125L82 127V129L86 128ZM106 125H103V126H106ZM108 125L106 126L107 129H108ZM71 126H73V127H71ZM96 126L99 127L96 124L94 126V128H96ZM128 126L126 125V127H128ZM74 127L77 129H74ZM239 127L238 128L241 129V126H239ZM123 128L127 129L129 131L131 129V131L133 133L131 131L129 132L127 130H124ZM164 128H167L166 129L167 132ZM190 129H191V127H190ZM193 129H195V128H193ZM103 130H104V132H107V130L105 128H103ZM103 130H100V131H103ZM123 130L128 135L126 133L124 134ZM161 130H163V132ZM235 132L237 133V131H235ZM235 132H234V135L239 136V134L242 132V130L238 131V132H240L239 134H235ZM243 133L244 134L241 135L242 134L241 133L239 137H241V136L245 137L246 136L245 140H246V138L249 139V135L247 133L245 134V132H243ZM177 136H178V138H177ZM243 137H241V138L243 139ZM131 138L133 140H131ZM93 139H96V140L94 141ZM168 139H169V141H168ZM242 139H241V141L244 142ZM82 140H85L87 142V144L85 141H84L85 142L84 143ZM163 140H165V141H163ZM88 142L90 143V146L88 145L89 144ZM238 142H240V141H238ZM245 142L247 143V141H245ZM99 143H100V145H99ZM234 143L232 141V144H234ZM97 144L99 146H96ZM239 144H238V146H240ZM69 145H71V146H69ZM121 145H123V144H121ZM169 145H171V146L169 147ZM103 146H104V143H103ZM232 146H235V145H232ZM74 147H75V149H74ZM96 147H98V148H96ZM83 148H85V149L83 150ZM90 148H92L93 150ZM118 148H119V150H116V154H117V151L120 153V148H123V147L120 146ZM118 148H116V146H115V148L113 147L112 149H118ZM169 148H170V150H169ZM179 149L182 150L181 154H180ZM65 150H67V151L65 152ZM91 150H92L93 154H92ZM67 152H69V153H67ZM82 152H84V154H82ZM113 152H114V150L111 152V154ZM99 153H101V154H99ZM71 154L74 155L75 158H73L74 156L72 157L73 159L70 157L68 158V156H71ZM97 155L102 158V160H101L102 163H103V161H104V163L105 162L107 163V161H109L110 158L116 157L115 158L116 160L119 159L118 162L122 159L124 164H126V165L124 166V164L121 163L122 162V160H121V162H119V163H121L123 165V168H122L121 164H118V167L121 166L120 167L121 169L118 167H115V165L113 164L114 166L111 165V167L113 166L116 168V169L114 168V170H115L114 171L111 167H109L110 163H111V161H109L108 162L109 165L107 164L108 169L105 168L104 171L103 170L100 171V169L95 170L98 168L96 165L99 162H101V161H98L99 157L95 158V157H97ZM76 157H77V159H76ZM117 157H119V158H117ZM66 158L73 160V163L71 160H70V162L67 161ZM82 158H84V159H82ZM195 158H197V160ZM95 159L98 161L97 164L95 163L96 162ZM87 160H88V163H87ZM148 161H149V163H147ZM152 161H153V163H152ZM128 162H130V163H128ZM135 162H137V163H135ZM162 162L166 163V164L162 165L164 167H162V166L160 167V163H162ZM63 163L65 166L63 165ZM106 163H105V165H106ZM41 164L44 166H42ZM76 164H78L79 166ZM115 164H116V162H115ZM131 164L133 165V167H131L132 166ZM147 164H151V166L153 165V167H151ZM157 164L159 165L158 167L160 169L157 167ZM95 166H96V168H95ZM116 166H117V164H116ZM148 166H149V168H148ZM90 167H92L91 170H89ZM126 167H129V169ZM197 167H198V169H197ZM109 168H111V169H109ZM117 168H118V170H117ZM124 168H125V170H124ZM147 168H148V170H150L149 174H152L151 169L153 168L152 170H154L153 172L155 174L153 173V176H151V177H153L154 180L156 178H158L159 182L158 181L152 182L154 180H151L153 178L149 177L150 175L147 173L148 172ZM161 168L162 169L164 168L165 170L164 169L162 170ZM86 169H88L89 172ZM81 170H82V172H81ZM110 170H111V172H110ZM135 171H136V174H135ZM116 172L118 173V175ZM102 173L103 174L105 173L104 175L107 177H104V175ZM107 173L110 176L107 175ZM146 173H147V175H146ZM87 174L88 175L90 174V175L88 176ZM111 174H114V175H111ZM172 174H174V176H172ZM86 175L88 178L86 177ZM133 175H134V177H133ZM135 175H137V177ZM155 175H157L156 178H155ZM92 176L94 178H92ZM164 176H166L167 179H168V177H170L169 182H168V180H166V178ZM201 176L203 177V181L206 180L204 183H203V181H201V179H202ZM113 177H115V179H111ZM178 177H179V179H178ZM199 178H201V179H199ZM87 179H88V181L91 179L92 186H94L93 188H95V186L97 187V188H95V189H97V191L92 188L93 190H92V192H90V194L92 193L91 195L94 196L97 192H98L97 194H99V192H101L99 195L96 194L95 197H93V202L94 201L96 202L95 198L96 199L100 198V199H97V201L98 202L100 201V204H101L100 205L98 203V205L101 209V210L100 209L97 210V212L101 211L99 216L97 215V212H95L97 208L92 209L91 206L88 207V205L86 203L87 197L85 194L86 193L85 188H88L87 187L88 186L87 185ZM103 179H104V181L102 182ZM160 179H162V181H163V182L161 181L162 182L161 185H163V186L166 185V186H164V187L160 186ZM197 179H199V180H197ZM146 180L149 181V183ZM171 180H174L176 182L173 183V181H171ZM91 181H89V182H91ZM96 181H98V182H96ZM116 181H117V183H116ZM125 181L128 183H126ZM164 181L165 182L167 181V182L165 183ZM197 181L199 183L202 182V186H203V187H201V188H203L202 192L201 191L199 192V189H197L196 187L193 186L197 183ZM111 182L114 183L115 186L113 184H112L113 185L112 186ZM154 183L158 184V185L157 186L153 185ZM108 184L111 185L110 186L111 188L108 186ZM174 184L179 185V186H175ZM203 184L206 185L205 186L206 188L204 187ZM207 184L209 187L207 186ZM250 185H251V183L248 184V188L246 191H244V190L247 186L244 187L243 191L237 192V194L240 193L238 195H240L239 198H240V201L242 204H244V203L247 204L249 202L248 199H250L249 194H250V196H252V194H253V189L251 187L252 185L251 186ZM180 186L181 187L183 186L182 190H181ZM112 187H114L116 190L118 188L120 192L119 191L116 192L115 189L113 190ZM158 187H160L162 189L159 190ZM167 187H170V188H167ZM194 188L196 190H198L197 192H199L200 195L197 194V192L195 191ZM93 191H95V193ZM243 192H245L246 194ZM203 193L205 195L207 194L208 197H207V195L204 196ZM208 193H210L211 195ZM202 194H203L202 198H205V199L201 198ZM218 194H220V195H218ZM241 194H243V195H241ZM104 196H105V198H103ZM143 196H145V194ZM126 197L127 198L129 197V198L127 199ZM218 197L220 198V200L219 199L217 200ZM101 198H103V199H101ZM135 198H138L137 200H139V201H137ZM130 199H132V200H130ZM222 199H224V200H222ZM220 201H222V204H221L222 206L220 205V203H221ZM130 202H131V204H130ZM132 202L134 203L133 206L135 208L133 206H131ZM102 203L104 205H102ZM208 203H210L209 200H208ZM223 205H224V207H223ZM137 207H138V209H137ZM107 208H109V209H107ZM223 208H225V209L223 210ZM104 209H106V210L104 211ZM109 211L112 213L110 214ZM220 212H218L215 216H217V217L220 216V214H221ZM109 214H110V216H108ZM119 214H121V216ZM106 217L107 218L110 217L111 219L113 218V220L116 222L112 223L113 220H109L110 218L105 219ZM136 217H138V218H136ZM101 219H102L103 224L101 222ZM104 219L109 221V222L111 221L110 222L111 226H110V224H107L109 222L106 221L107 222L106 223L105 221H103ZM251 221L252 220H250L248 222L251 223ZM89 222L91 224H89ZM150 222H152L151 224L152 225L154 224V226H152L150 224ZM194 222H192V224H191V231L192 232L194 231V234L196 233V235H200V233H205L206 231H208L206 233L210 232V230H207V228L205 227L206 223L204 221L201 220L202 225H201L200 220L194 221ZM248 222H242V223L244 225H246V224H249ZM219 225H221V224H219ZM158 226H160V227H158ZM164 226L166 228H167V226H170L171 228L169 227L170 228L169 230L173 229L171 224L170 225L169 224H163V227ZM110 227L112 229H110ZM228 228H230V225L224 226L223 229L221 226L216 227V230H214V234L218 235L219 232H221L222 230L228 231L229 230ZM87 230L90 232H88ZM202 230H205V231L203 232ZM216 231H218V232L216 233ZM114 233H115V235H114ZM86 234H87V236H84ZM120 234H121V236H120ZM117 237L119 240L116 242ZM125 238H127V240ZM121 242H119V243H121ZM152 242H154V243L158 242V244L155 243V244H157V245H155ZM127 243L128 244L132 243V244L128 246ZM160 243H161V247H160ZM87 244H90V245H87ZM138 244H139V242H138ZM166 244H167V246H166ZM89 246H91V248ZM122 246H124V245H122ZM148 246H150V247H148ZM166 247H168V248H166ZM89 248L92 249L91 250L92 252L90 251L91 254L89 253V250H90ZM139 249H140V251H139ZM123 250H124V248H123ZM49 251H51V252L48 254ZM139 252H140V254H139ZM162 252L163 253L165 252V253L163 254ZM36 254H38V255H36ZM134 255L137 258H135ZM139 255L142 257H140ZM144 255L147 256V258L144 257ZM161 255H163V256H161ZM35 256H36V258H35ZM121 256H120V258H121ZM138 256L141 258V260H140V258H138ZM42 257L44 258L45 256H42ZM90 257H91V260L88 262ZM101 257H103V258H101ZM160 257H164L163 258L164 260L161 261V259H160V261H158ZM258 257H260L259 259H264V256H257L256 258H258ZM45 258H44L43 263L46 262L47 264H49L47 261L48 259H46V261H45ZM51 258H53V257H51ZM155 259H156V261H155ZM120 260H121V262L119 261L118 263L122 264L123 263L122 258ZM139 261H141V262H139ZM50 264H52V263H50Z\"/></svg>",
  "mask_w": 264,
  "mask_h": 264
}]
</instances>
